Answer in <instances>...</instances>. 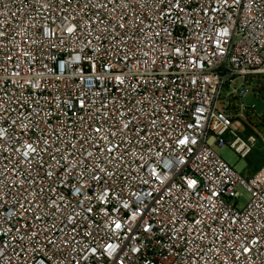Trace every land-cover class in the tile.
Returning <instances> with one entry per match:
<instances>
[{"label":"built area","instance_id":"2783aa9c","mask_svg":"<svg viewBox=\"0 0 264 264\" xmlns=\"http://www.w3.org/2000/svg\"><path fill=\"white\" fill-rule=\"evenodd\" d=\"M258 142L264 0H0V264H264Z\"/></svg>","mask_w":264,"mask_h":264},{"label":"rangeland","instance_id":"374dc122","mask_svg":"<svg viewBox=\"0 0 264 264\" xmlns=\"http://www.w3.org/2000/svg\"><path fill=\"white\" fill-rule=\"evenodd\" d=\"M259 110L263 111L260 104H258ZM217 154L219 157L225 161L235 172L241 174L243 176H250L253 171L258 170L263 167L262 158L264 156V143L258 142L253 152L246 158H239L232 150L228 147L225 148H217Z\"/></svg>","mask_w":264,"mask_h":264},{"label":"trees","instance_id":"16d2710c","mask_svg":"<svg viewBox=\"0 0 264 264\" xmlns=\"http://www.w3.org/2000/svg\"><path fill=\"white\" fill-rule=\"evenodd\" d=\"M262 164H264V156L262 158ZM257 170L253 171V173H255Z\"/></svg>","mask_w":264,"mask_h":264}]
</instances>
